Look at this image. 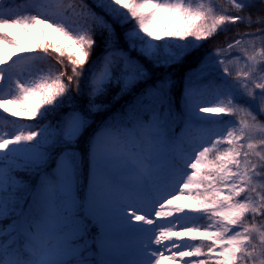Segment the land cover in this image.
<instances>
[{"label": "snow or ice", "instance_id": "snow-or-ice-1", "mask_svg": "<svg viewBox=\"0 0 264 264\" xmlns=\"http://www.w3.org/2000/svg\"><path fill=\"white\" fill-rule=\"evenodd\" d=\"M94 3L0 0V264H264V0Z\"/></svg>", "mask_w": 264, "mask_h": 264}, {"label": "trees", "instance_id": "trees-1", "mask_svg": "<svg viewBox=\"0 0 264 264\" xmlns=\"http://www.w3.org/2000/svg\"><path fill=\"white\" fill-rule=\"evenodd\" d=\"M17 5H27L29 3V0H12ZM86 4L89 5L90 8H92L93 11L97 12L98 14H103L101 12V9L97 8L95 6L94 0H84ZM228 5L225 4V7ZM254 11V10H253ZM255 13V11H254ZM240 15H247V12L244 13H239ZM253 19H255V14H253ZM134 23V22H133ZM131 27L130 25H126L125 28ZM234 30H232V28ZM242 27H246L244 24H237V25H232L228 26V30L226 32H219L212 38H210L208 41H205L203 43V48L201 49L202 52L204 53H211L213 52L216 48L222 47L223 45L226 44L227 40L232 39V35L234 32L241 31ZM258 27V25H257ZM246 28V29H251ZM123 29H121L119 26H117V34L120 35L122 33ZM246 31V30H244ZM11 33L12 36H14L21 45H23L25 48H32V49H37L38 46L45 45V44H51L54 46H64L68 44V41L62 36L58 37L57 32H53L52 30L48 29L46 26L39 25L38 27L32 28L30 31L25 32L23 29L21 32L16 33L13 31H7ZM98 40V43L100 42V38L96 37ZM121 44L122 46H126L123 43V39L121 37ZM102 47V45H101ZM17 50L14 48H7L8 53L16 52ZM100 51V48H98L96 51L93 52L92 58L89 61V64H91L92 60L96 58ZM64 63L67 65V58H64ZM48 65H51L54 69L61 68V65L57 64V56L54 54L51 50L49 51L48 54V60L47 62L43 65L44 67H47ZM88 65H85V68L87 69ZM63 70V69H61ZM190 70V65L185 64L181 68H172L170 69V73L173 77V79L176 81V86L174 89V95L177 103L179 102L180 99V93L182 91V84H183V77L184 75ZM68 74H71L70 67L67 68ZM84 78L82 77V80ZM73 94H75V88H73ZM109 101V108L107 111L102 112L100 114H97L94 117L95 123L100 124L106 119H108L110 116H112L114 113H119L130 101V98L127 96H121L118 98H113L112 95L108 97ZM9 121L12 120V117L7 118ZM234 119V118H233ZM261 119H264V116L261 117ZM26 123L27 121H21ZM9 131L11 130L10 127L8 129ZM176 131L179 132V127L176 128ZM84 147L86 148L87 145L85 144ZM185 148H187V144H185ZM180 203H183V201H180ZM258 220L261 219L260 217L257 218Z\"/></svg>", "mask_w": 264, "mask_h": 264}, {"label": "rangeland", "instance_id": "rangeland-1", "mask_svg": "<svg viewBox=\"0 0 264 264\" xmlns=\"http://www.w3.org/2000/svg\"><path fill=\"white\" fill-rule=\"evenodd\" d=\"M169 23L168 18H164L161 19L160 21L157 22V24L155 25V31L160 32L164 29L165 25ZM6 30H14L15 32H20L22 30V28H14V27H8ZM11 110L15 111V108H12V106H10ZM6 115V114H5ZM1 119V117H0ZM161 264H166L165 261H161Z\"/></svg>", "mask_w": 264, "mask_h": 264}, {"label": "flooded vegetation", "instance_id": "flooded-vegetation-1", "mask_svg": "<svg viewBox=\"0 0 264 264\" xmlns=\"http://www.w3.org/2000/svg\"><path fill=\"white\" fill-rule=\"evenodd\" d=\"M255 15H256V13H254ZM256 27H257V25L256 24H254Z\"/></svg>", "mask_w": 264, "mask_h": 264}]
</instances>
